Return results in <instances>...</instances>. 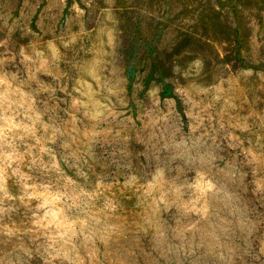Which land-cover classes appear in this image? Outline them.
I'll return each instance as SVG.
<instances>
[{"label":"rangeland","instance_id":"374dc122","mask_svg":"<svg viewBox=\"0 0 264 264\" xmlns=\"http://www.w3.org/2000/svg\"><path fill=\"white\" fill-rule=\"evenodd\" d=\"M0 73V264H264V0H0Z\"/></svg>","mask_w":264,"mask_h":264},{"label":"clouds","instance_id":"9594fccd","mask_svg":"<svg viewBox=\"0 0 264 264\" xmlns=\"http://www.w3.org/2000/svg\"><path fill=\"white\" fill-rule=\"evenodd\" d=\"M48 47L51 49L54 56L57 55L59 50L54 43L50 42ZM21 54L26 61L32 59V57L24 53L23 49L21 50ZM37 55L42 56L43 53L38 52ZM46 63L47 61L43 60L40 67L43 68ZM14 79L15 75L9 78L7 74L0 73V145L7 144L9 147H12V140L8 138L10 133L22 129L25 133L35 135L36 124L42 119L39 112H34V100L29 96V93L14 84ZM20 109L25 110L23 115L31 121V124L24 123L22 120L17 119V117L21 115ZM29 112H34V115H29ZM43 126L45 130H47L48 125L44 124ZM39 142V139H37V143ZM40 151L47 152L48 148L42 146ZM0 155L8 160V167H11L12 162L18 158L15 150L7 153L0 152ZM56 166L58 167L59 165L57 164ZM24 187L28 189L32 188L33 185L26 184ZM45 187L47 189L48 186ZM0 193H3L5 198L14 199L7 190V178L4 175L3 167H0ZM26 195L30 200H39L40 202L36 207L44 210L43 215L35 219L33 224L45 229L52 228L53 226H55L56 229H70L72 227L71 224H65L64 220L61 219L64 209L62 207H56L62 199L60 194H54L46 190L44 192H26ZM58 235L63 239L68 233L67 231H61L58 232ZM72 235H75L74 231ZM53 239H55V237H53Z\"/></svg>","mask_w":264,"mask_h":264},{"label":"trees","instance_id":"16d2710c","mask_svg":"<svg viewBox=\"0 0 264 264\" xmlns=\"http://www.w3.org/2000/svg\"><path fill=\"white\" fill-rule=\"evenodd\" d=\"M162 75H164L165 73L164 72H162V70H161V72H160Z\"/></svg>","mask_w":264,"mask_h":264}]
</instances>
